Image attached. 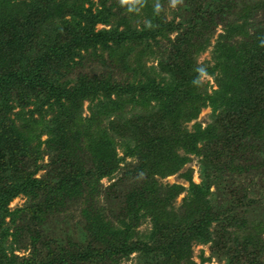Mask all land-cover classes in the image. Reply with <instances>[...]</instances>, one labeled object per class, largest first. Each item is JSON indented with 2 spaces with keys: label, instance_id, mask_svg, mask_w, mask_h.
<instances>
[{
  "label": "trees",
  "instance_id": "trees-1",
  "mask_svg": "<svg viewBox=\"0 0 264 264\" xmlns=\"http://www.w3.org/2000/svg\"><path fill=\"white\" fill-rule=\"evenodd\" d=\"M234 1L201 0V3L194 6V0H189L188 3L184 2L185 13L188 14L186 21H181L176 26L171 22L167 27L156 17L157 20L151 19L149 22L155 24L154 26H142V30H137L130 28L131 23L125 18L129 7V18L140 17V13L136 12L137 6H130V2L0 0V264H118L121 256L132 251L131 248L122 249L113 242L106 241L109 236L116 239L114 229L117 227L106 209H96L92 200L88 201L90 206L88 204L78 212V225L82 228V233L77 230L79 242L70 243L65 248L63 244L55 241L58 237L42 236L45 234L44 230L41 234L40 230H32L34 235L29 230L26 233L32 244L30 255L19 256L15 254V249L11 248L13 244L22 242V235L28 227L37 228L42 213H45L46 219L47 216L57 218L56 212L61 213L69 197L82 196L88 192L91 195L90 188L97 186L92 178H96L97 173H104V166L112 165L108 162L116 157L114 139L121 141L128 137L119 134L118 130H123V127L118 125L119 117L111 119V116L113 112H118L123 104L133 105L128 95L133 89L125 90L122 85L111 80L112 77H107V81L97 85L96 82L81 78L74 86L66 88L58 76L61 73L57 65L60 62L74 61L86 46L96 48L97 45L105 46L108 43L121 44L127 38H164L175 30L179 31L169 50L163 52L166 56L159 60L158 70L167 76V81L162 79L164 86L161 92L159 87L151 88L152 92L159 91V97L166 98L169 101L168 106L171 107L163 112L159 109L161 117L156 120L146 119L147 129L140 128L139 134L142 137L140 140L134 137L133 147H130V154L133 152V155H137L141 170L145 169L142 165L144 164L150 165L151 169L156 171L159 168L163 170L162 175L154 173L162 177L165 173H175L182 159L176 148L195 145V141L201 140L202 135L207 132L195 127L190 133L182 126V122L193 118L199 108L207 103L214 112L220 110V115L212 124L213 131L223 129L245 155V163L237 165L241 166L238 172H251L253 166L248 169L244 164L250 163L253 158L260 156L264 161V150H259L260 147L264 148V16L259 22H255L254 15L251 16L248 10L244 9L245 16L240 15L243 22L239 25L238 21L232 20L231 23L225 24V33L220 35L214 44L213 59L216 65L210 69L191 67L192 63H195L192 56L205 50L209 44V38L205 37L208 27L216 24L217 18L236 8ZM86 2L89 3L88 9L85 8ZM140 7L144 15H154L151 12L153 8L146 10L143 6ZM257 7L264 12L263 1ZM67 15L69 17L65 18ZM112 20L116 21V26L95 30L98 24L107 25ZM238 37L241 38L236 40ZM193 39L196 43L192 42ZM192 47L193 50L190 51ZM90 60L93 62L89 57ZM121 65L124 72L126 69H134L127 64ZM204 72L215 75L218 89L211 95L205 92L203 96L194 89L195 82ZM54 75L58 77L55 78ZM138 90L141 94L142 90ZM113 93L118 97L116 101L110 100ZM15 95H22L19 102L22 99H30V96L39 102L34 103L33 109L26 112L27 115L23 114L24 112L15 114L20 127L11 128L9 104ZM97 95L102 98L95 97ZM94 97L96 102L90 105V117L82 119L79 113L82 101L87 98L93 102ZM45 105L50 108L57 105L59 108L53 120L46 121L42 117ZM165 105L161 103L159 108H165ZM141 121L143 118L129 123L132 133L137 130ZM221 133L218 132L223 135ZM244 133L252 135L250 138H255L252 140L254 149L244 144ZM43 134L47 138L42 141ZM213 136L208 131L206 142L223 139L218 135L214 138ZM82 138L83 144L80 143ZM225 141L227 142V139ZM191 142L193 143L189 144ZM82 145H87V149ZM203 150L205 153L209 148L204 145ZM44 155L49 161L40 164ZM259 167L263 169L264 163L260 162ZM42 169L45 173L36 177ZM151 184H155V181H151ZM202 186L194 187L199 191L195 197L204 201L203 207L206 210L208 200L205 196H200L204 193L202 190L205 185ZM149 188L151 192L147 191L143 198L132 193L124 203L126 215L133 223L147 217L149 206L145 201L152 199L149 194L154 192V188H157V196L161 190L158 185H151ZM106 190L108 189L104 191ZM19 195L26 197V205L10 211L9 202ZM93 198L91 195V199ZM233 203L243 204L236 201ZM194 211L195 209H192L187 212L180 223L184 240L173 236L168 250L179 249L187 257L189 250L186 248L189 247L185 245L193 239L190 230L196 227L190 225V230H183V227L185 223L190 222L189 218L195 215ZM156 214L157 212L150 217L155 229L160 226ZM206 216H210L207 211L198 224L195 241H206V238L202 237L205 236V227L211 221L210 218L206 219ZM5 225L8 226L4 227ZM9 237H12V240L8 243ZM42 238L45 239V256L39 259L37 245L39 240L42 242ZM251 242L249 238H244L243 248H238L239 250L229 244H220L217 250L212 252V256H217L224 264H254L256 259H249L254 248V245L250 248ZM135 246L139 248L141 245ZM222 252L223 255L220 256ZM242 259H249V262H241ZM256 263L259 264L257 260Z\"/></svg>",
  "mask_w": 264,
  "mask_h": 264
},
{
  "label": "rangeland",
  "instance_id": "rangeland-1",
  "mask_svg": "<svg viewBox=\"0 0 264 264\" xmlns=\"http://www.w3.org/2000/svg\"><path fill=\"white\" fill-rule=\"evenodd\" d=\"M96 1L92 0V2ZM113 1L119 3L130 2V6H137L136 12L140 13V17L138 16L136 19L129 18L130 7L127 9L128 13H125V18L131 23L129 25L130 28H137V30H142V26H145V28L154 26L155 24L149 22L151 19L157 20L156 17L160 18V22L165 23L167 27H169L171 22L176 26L181 21H186L188 17V14L185 13L186 3L184 4V2L188 3L189 0H182V3L176 4L175 7H173V0ZM261 1L264 2V0H235L233 5L237 7L231 9L229 14L217 18L216 24L208 27L205 37L209 38V44L205 50L199 51L197 55L192 56L195 63H192L191 67L193 69H197L198 67L213 68L216 65L213 59L214 44L220 35L225 33V24L235 20L240 25L243 22L240 15L245 16L244 9L248 10L247 12L251 16L254 15L255 22H259L264 16V12L257 7ZM198 3H201V0H194L192 2L194 6H197ZM139 5L143 6L146 10L153 8L151 12L155 16L152 14L149 16L144 15L142 13L143 9ZM85 8H89L88 2H86ZM68 17L67 15L65 18ZM111 26H116L115 20H112L107 25L98 24L95 30L109 29ZM178 32L175 30L164 38L161 36H156L155 39L146 38L143 40L127 38L121 44L108 43L105 46L97 45L96 48L86 46L81 50L80 56L73 59L74 61L69 63L60 62L57 65L61 73L58 76L65 83L66 88L74 86L81 78L96 82L97 85L107 81V77H112L111 80H114L116 84L122 85L125 90L133 89V92L129 91L128 95L135 106L125 103L118 112H113L111 116V119L119 117L117 120L118 125L123 127V130H118L119 134L122 136L128 135V139H122L121 141L114 139L116 157L115 159H110L108 162V164L112 163V165H105L106 171L104 173H97V177L92 178L97 183V186L90 188L92 190L91 195L94 198L91 199L89 192L84 194L85 196L75 195L69 197V200L64 203L61 213L56 212L58 219L48 216L46 219L45 213H42L40 215L41 221L36 225L37 228L32 227L31 229L28 227L22 235V242L11 246L12 249H15V254L19 256L30 255L32 244L28 233H26L29 230H33L34 232L40 230V234L44 230L45 234L42 236H47L48 238L58 237L57 240H54L57 243L63 244L65 248L70 243L75 244L79 242L80 239H77L79 236L78 232L82 233V228L78 225L80 218L78 212H80L81 208L88 206V201L91 202L92 200L96 209L98 208L101 211L106 209L117 227L114 229L116 231V239L109 236L106 238V241L113 242L117 247L122 249H132L130 254L119 258L118 264H224V261H219L217 256H212V252L220 244H229L233 248L242 249L244 238L252 240L249 243L250 248L251 245H254L249 259H256L259 264H264V167L263 169L259 167V163H264V161L260 156L259 158H253L250 163L244 164V167L248 169L250 166H253L251 172L246 174L238 172L241 166L237 165L245 163V155L242 153V150L237 148V143L232 142L228 137L229 135L225 134L223 129H217L223 135L218 134V132L212 129L214 119L220 115V110L214 112L207 103L199 108L193 118L182 122V126L190 131V133L194 131L195 127H199L200 130L211 132L214 135L213 138L218 135L223 139L218 138L219 141L214 140L208 143L206 142L207 139H205L207 132H205L206 134L202 135L201 140L195 141L197 142L195 145L177 147L176 151L182 159L179 165H177L179 167L175 169V173H165L164 177H162L161 173H164L163 170L159 168L161 171L159 169L156 171L155 169H151L150 165L144 164L142 165L145 169L141 170L137 155H133V152L132 155L130 154V147H133V138L137 137L140 140L142 137L139 134L140 128L147 129L146 119L156 120L158 117H161V111L163 112V110L171 107L168 106L169 101L166 98L159 97L161 94L159 91L152 92L151 88L159 87L158 89H161L164 86L162 79L167 81V76L158 70L159 60H161L162 56H166L163 55V52L166 53L169 50ZM164 33L166 34V32ZM240 38L238 37L236 40ZM189 50L192 51L193 47ZM89 57L92 58L93 62L89 61ZM121 64H127L134 69H126L125 73L124 67ZM216 74L217 71L215 72ZM215 75L207 74V77H205L201 74L198 81L195 82L196 85L194 84L195 91L203 96L205 92L211 95L218 89ZM58 76L54 75L55 78ZM138 89L142 90L141 94ZM95 97L102 98L101 95ZM95 97L93 102H90L87 98L82 101V107L79 110L82 119L90 117V105L95 104ZM21 98L22 95H15L12 101L10 100L11 115L9 113V116L11 118V128L20 127L15 114L24 112L23 114L27 115L26 112L32 110L34 103L38 101L35 97L30 96V99H22L19 102ZM117 99L118 97L114 93L111 94V101H116ZM161 103L166 104L165 108H159ZM58 112L59 108H57V105L52 108L45 105L41 114L47 121L53 120ZM36 116L38 117L37 114ZM138 118H143V121L139 123L137 130L132 133V126L129 123L136 121ZM208 128L211 130H208ZM118 131L116 134H118ZM242 136L244 137V144L254 149L252 140L255 138H250L252 135H247V133H244ZM46 138L45 134L41 135L42 141ZM225 139H227V142ZM83 140L82 138L81 144L84 143L82 142ZM204 145L209 148L208 152L204 153ZM82 146L87 149V145ZM259 150H264V148L260 147ZM126 152L128 153L127 155L125 154ZM248 152L252 151L248 150ZM117 159H119L118 162ZM48 161L47 156L44 155L43 161L40 164H46ZM44 173V169H42L37 173L36 177H41ZM153 180L155 184H151ZM220 184L221 187H219ZM112 185L114 186L110 189ZM151 185H158V189H161L158 192L159 195L157 196L155 192L157 188H154V192L149 194L152 199L145 201L149 206L147 207V217L141 218L139 221L136 220L133 223L126 215L124 203L126 200H129V194L131 195L132 193L139 194L143 198L147 191L151 192V188H149ZM202 185H205L204 190H202L204 193H201L200 196H205L208 200V208L206 210L203 207L204 201H199L195 197L199 191L194 187H203ZM105 189L108 190L104 191ZM99 191L104 192L100 194ZM233 201L243 204L235 205ZM26 202V197L19 195L9 202L8 209L13 211L16 208H23ZM192 209H195V215L189 218L190 222L185 223L183 227V230H190V225L196 227L190 230L193 234V239L188 242V245H185L189 247L186 248L189 250L186 257L183 251L179 249L168 250V244L172 243L173 236L179 238V240H184L183 232L180 230V223L185 214ZM206 211L210 214L209 217L206 216V219H211L205 227V236L202 237L206 238V241L198 242L195 241V234L199 230L197 228L198 224L201 222ZM156 212V215L159 217L160 226H156L155 229L150 222V217ZM6 221L8 222V219ZM7 226L5 225L4 227ZM10 228L12 227L10 226ZM11 240L12 237H9L7 242L9 243ZM44 242L45 239L42 238V242L39 240V244L37 245L39 248L37 254L39 259L45 256L43 249ZM8 243L6 247L9 246ZM137 244L141 246L136 248L135 245ZM222 255L223 252L220 253V256ZM239 255L241 256V254ZM249 259H242L241 262L246 261L248 263ZM256 260L254 264H257Z\"/></svg>",
  "mask_w": 264,
  "mask_h": 264
},
{
  "label": "clouds",
  "instance_id": "clouds-1",
  "mask_svg": "<svg viewBox=\"0 0 264 264\" xmlns=\"http://www.w3.org/2000/svg\"><path fill=\"white\" fill-rule=\"evenodd\" d=\"M182 3V0H173V7L176 6V4ZM203 75L207 77V72H204Z\"/></svg>",
  "mask_w": 264,
  "mask_h": 264
}]
</instances>
